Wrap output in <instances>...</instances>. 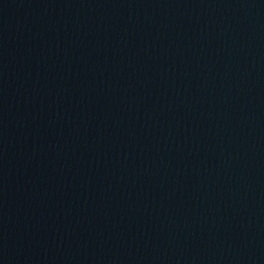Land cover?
Wrapping results in <instances>:
<instances>
[{"label":"water","instance_id":"95a60500","mask_svg":"<svg viewBox=\"0 0 264 264\" xmlns=\"http://www.w3.org/2000/svg\"><path fill=\"white\" fill-rule=\"evenodd\" d=\"M214 127L264 178V0H116Z\"/></svg>","mask_w":264,"mask_h":264}]
</instances>
